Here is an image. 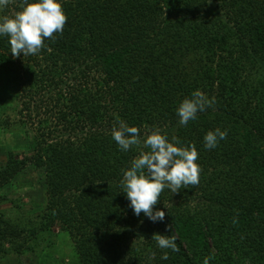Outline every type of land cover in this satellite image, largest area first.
Segmentation results:
<instances>
[{
	"label": "trees",
	"instance_id": "1",
	"mask_svg": "<svg viewBox=\"0 0 264 264\" xmlns=\"http://www.w3.org/2000/svg\"><path fill=\"white\" fill-rule=\"evenodd\" d=\"M212 1L219 17L209 0H59L63 33L38 54L13 57L0 36V77L38 127L30 157L8 153L0 189L30 163L46 194L37 220L0 212V260L51 241L55 225L77 264H264V0ZM21 7L12 0L0 18ZM197 90L215 103L182 126L179 104ZM118 120L140 129L139 146L120 150ZM153 128L194 144L202 169L198 185L161 193L162 222L136 216L122 187ZM217 128L227 137L206 149Z\"/></svg>",
	"mask_w": 264,
	"mask_h": 264
},
{
	"label": "clouds",
	"instance_id": "2",
	"mask_svg": "<svg viewBox=\"0 0 264 264\" xmlns=\"http://www.w3.org/2000/svg\"><path fill=\"white\" fill-rule=\"evenodd\" d=\"M12 0H0V9L9 5ZM67 22V16L59 0H22V7L14 16L0 18V36H8L10 52L13 57L36 55L45 47V40H55L57 33L62 34ZM215 103L203 92L194 91L179 104L177 115L179 123L186 126L190 120H195L199 112L205 111ZM118 126L112 128V139L121 151H128L133 146H139L140 129L128 126L118 120ZM227 137V130L219 128L208 131L204 136V147L213 149L220 140ZM145 148L131 162V166L123 173L122 187L130 206L136 216L143 213L150 221H163L165 212L154 206L160 201V195L168 188L172 193L182 188L199 184L201 167L196 161L198 152L194 144L181 145L176 136L162 134L159 128H153L143 141ZM235 222V220H234ZM161 249L179 252L175 236L154 234ZM155 256V253H152ZM168 253L164 252L161 259L167 260ZM213 259L207 256L203 264H209Z\"/></svg>",
	"mask_w": 264,
	"mask_h": 264
},
{
	"label": "rangeland",
	"instance_id": "3",
	"mask_svg": "<svg viewBox=\"0 0 264 264\" xmlns=\"http://www.w3.org/2000/svg\"><path fill=\"white\" fill-rule=\"evenodd\" d=\"M209 14L219 17L220 10L209 0ZM12 93L11 99L8 94ZM10 79L0 77V168L6 163L8 153L16 154L18 159L30 157L33 153L36 125L26 123L20 108L19 96ZM43 175L37 173L28 163L4 188L0 195L6 200L0 203V212L7 218L37 220L46 203ZM51 241H39L25 257L6 255L0 264H77L69 237L60 233L54 225L51 229Z\"/></svg>",
	"mask_w": 264,
	"mask_h": 264
}]
</instances>
